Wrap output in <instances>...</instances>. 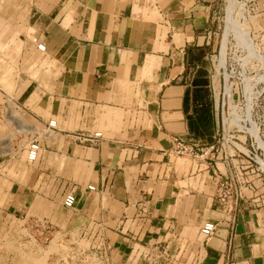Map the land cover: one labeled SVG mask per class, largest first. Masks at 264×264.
Returning <instances> with one entry per match:
<instances>
[{"label": "crops", "instance_id": "0c3cea01", "mask_svg": "<svg viewBox=\"0 0 264 264\" xmlns=\"http://www.w3.org/2000/svg\"><path fill=\"white\" fill-rule=\"evenodd\" d=\"M214 1L32 0L26 30L33 33L20 39L22 48L31 47V38L38 36L57 61L59 76L45 103L38 102L41 97L31 82L19 97H24L23 106L37 111L44 126L57 114L65 120L72 116L74 127L58 126L48 136L51 143L42 144L41 172L33 177L32 186L16 185L7 202L14 216L29 208H45L50 216L44 217L66 220L67 229L90 219L104 221L117 256L138 242L122 233L138 235L144 243L157 232L164 233L175 251L184 241L198 239L201 224L212 220L217 229L198 246L199 264H264V180L247 159L228 156L227 147L196 161L169 155L175 136L199 146L211 144L215 134L221 137L201 69L212 51L207 48ZM223 42L224 37L219 54ZM132 91L139 93L133 101ZM131 102L146 113V126L117 130L108 137L102 134L93 142L76 137L79 131L93 133L91 120L85 114L78 119V111L94 114L100 107L119 129L122 111ZM190 120L196 121L197 134L190 130ZM50 152L68 156L79 171L76 181L66 176V169H58ZM231 163L249 186L227 215L216 188ZM72 182L75 208L66 211L61 202ZM36 184L46 194L54 189L59 195L60 199H45L56 202L57 213L36 197ZM90 184L96 189L89 190Z\"/></svg>", "mask_w": 264, "mask_h": 264}, {"label": "rangeland", "instance_id": "374dc122", "mask_svg": "<svg viewBox=\"0 0 264 264\" xmlns=\"http://www.w3.org/2000/svg\"><path fill=\"white\" fill-rule=\"evenodd\" d=\"M31 3L32 0H0V264H50L53 262L52 255L57 252L59 245L57 237H54L50 243L37 244L32 238V235L34 237L40 235L36 227H33L29 220L17 219L20 217L19 214L24 216L26 212L27 217H30L29 215L50 216L45 208L44 210L29 208L25 212L15 213L16 216H14L7 207L15 186L28 184L32 186L33 177L41 172L43 164L39 162V159L34 163H28L25 159V149L29 141L37 138L41 144L51 143V139L47 136L49 134L47 128L35 115L37 111L35 112V109L29 105L30 108L23 106L24 97H19V93L31 82L33 89L41 97L38 102L43 104L47 101V94L54 91V83L59 76L57 61L50 57L47 50L45 53L39 52L34 45L22 48L20 39L24 40L25 36L29 39L33 33L26 30ZM214 4L213 19L209 22L208 28L211 43L207 48L212 51L208 59L203 60L201 69L204 79L208 81L207 89L213 105L216 126H221V107L224 98L225 110L228 105V110L234 111L238 118H249L254 121L256 123L254 125H257L259 129L256 133L264 141V0H234L236 11L233 18L247 32L245 38L248 39L245 45L248 47L245 46V49L237 44L231 27L227 25V0H215ZM27 9L29 10L26 14ZM17 26L22 29L20 32L16 30ZM223 37L221 53L218 55ZM226 85L230 95L225 90ZM130 96L133 101L134 98H138L139 93L132 91ZM10 102L13 103L14 110L11 108L12 116L10 115L9 118L7 105ZM131 105L126 112L122 111L124 123L119 129L113 127L114 122L100 107L94 110V114L86 111L81 115L78 111L77 118L80 119L85 114L91 120L92 131H100L106 137L112 136L117 130L146 126V113L134 107L133 102ZM215 105H217V111ZM52 119H56L57 125L61 128L73 129L74 127L71 124L74 119L72 116L65 120L56 114ZM75 127H79L77 122ZM82 127L85 126L82 124ZM246 127L248 129H244L245 132H238V134L241 135L239 138L245 141L244 146L249 148L247 145L249 140H244V136H248L249 132L252 133V128L248 124ZM31 129L34 132H30ZM219 141L221 137L215 134L212 143L219 147ZM7 142H10L9 147L5 148ZM258 142L260 146H263L260 139ZM254 145L256 147L257 142ZM261 151L259 148L258 152ZM43 153L44 149L41 155ZM50 155L51 161L57 164L58 169H66L68 178H74V181L78 179L79 171L70 163L68 156H59L53 152H50ZM184 161L190 164L189 159L184 158ZM256 172L259 173L258 178L262 177L264 180V173L260 169ZM43 176L44 173L40 177ZM72 185L69 191L76 190L74 182ZM34 189L36 197L39 196L43 201L60 199L54 189L48 194L37 184L34 185ZM45 202L51 212L57 213L59 206L56 202ZM51 221L62 228L67 227L66 220ZM184 242L185 245L182 247L184 255L181 260L185 259L188 264L190 257L187 255H191L189 252L191 247L193 252H197L198 246L202 245V237ZM133 253L137 256L138 249H134ZM124 255L123 252L115 256H117L116 259L123 260L126 256ZM132 257L135 258L134 255ZM140 263L148 264L144 259H141ZM184 263L181 262V264Z\"/></svg>", "mask_w": 264, "mask_h": 264}, {"label": "built area", "instance_id": "2783aa9c", "mask_svg": "<svg viewBox=\"0 0 264 264\" xmlns=\"http://www.w3.org/2000/svg\"><path fill=\"white\" fill-rule=\"evenodd\" d=\"M31 42L39 52L46 51V45L38 36L34 35L31 38ZM228 109L229 107L226 105L225 110L222 100V133L219 147H227L230 149L231 153L228 155L230 157L233 156L238 159H247L252 165V168L257 171L259 169V160L262 157V151L258 152L259 147H255L254 145L256 143L255 136L251 132L248 133V136H244V140H249V143H247L249 146L248 148L244 146L245 141H242L239 138L241 135L238 134V132H245L244 129H248L246 127L247 124L252 128L251 119L238 118L232 120L231 113ZM215 110L217 111V105H215ZM45 127L47 128L48 133L51 134V132L58 129L57 121L55 119H49ZM101 136L102 133L100 131H94L89 135H85L82 131L76 133V137L81 142H93ZM173 141L174 146L169 155L188 157L194 161L200 156L207 155L218 148V145L216 147V144L214 143L199 146L178 136L173 137ZM41 150L42 144L40 141L37 138H32L25 149L26 161L28 163H34L37 161L40 158ZM248 186V181L243 179L242 173L239 171L238 167L235 166L234 163H231L230 165L228 164V172L219 180L216 188V198L224 206L227 215L233 211L237 201L243 199L244 189ZM87 188L92 191L96 189L92 184L88 185ZM75 203V191H67L63 196L61 206L66 211H72L75 208ZM17 219L29 220L32 222L31 225L36 227V230L40 234L39 237H34V235H32L33 240L37 244L42 245L43 243H50L54 237L59 239L58 250L52 255L53 262L50 264H141V259H144L148 264L187 263L185 259L181 260L184 255V249H182V247L185 245V242L181 243L175 251H171L168 245L169 236L164 233L161 235L157 232V235L151 237L147 243L139 242V239L137 238L138 235L135 236L133 233L132 235L122 233L124 237L138 242H135L130 246V250L125 254L126 256L124 255L125 257L123 260H118L115 257L117 249L107 236L106 231L108 226L104 221L90 219L84 225L69 230L54 224L53 221L44 216L27 217L24 215ZM216 229V222L212 220L204 221L199 228L202 243L210 239L215 234ZM137 243L140 245L138 256L133 253V250L135 249L134 246ZM144 249H147V251H144ZM191 249L189 251L191 255H187V257H190L188 264H199L200 253L193 252ZM132 255H134L135 258L137 257V259L132 257ZM131 258H133V260Z\"/></svg>", "mask_w": 264, "mask_h": 264}, {"label": "bare ground", "instance_id": "6f19581e", "mask_svg": "<svg viewBox=\"0 0 264 264\" xmlns=\"http://www.w3.org/2000/svg\"><path fill=\"white\" fill-rule=\"evenodd\" d=\"M226 9H227V25L229 26V27H231V29H232V32H233V35H234V37L236 38V40H237V44L240 46V47H242V48H244L245 49V46H247V45H245L246 43H245V41L248 39H246L245 37L247 36V32L244 30V29H242L241 28V26L239 25V24H237V21H236V19L234 20V18H233V15H234V12L236 11V8H235V4H234V0H227V7H226ZM4 19V18H3ZM3 21V20H2ZM250 44V43H249ZM248 47V46H247ZM249 51L251 50V49H248ZM247 50V51H248ZM248 51V52H249ZM220 55V54H219ZM260 57V56H259ZM261 58V57H260ZM221 68H224V67H221ZM225 90H226V92H228L229 93V95H230V92H229V90H228V87H227V85L225 86ZM224 97V96H223ZM223 103H224V98H223ZM229 107V106H228ZM14 110V105H13V103H8V105H7V109H8V115H9V118H10V115L12 116V109ZM230 113H231V119L232 120H236V119H238V115L234 112V111H230ZM249 119V118H248ZM56 120V119H55ZM251 123H252V133L254 134V136H255V140H256V142H257V146H259V148L262 150V158H260V160H259V169H261L263 172H264V150H263V146H264V141L257 135V127H256V125H254V124H256V123H254V121H252L251 120ZM23 130V129H22ZM30 132H34V130L33 129H31V130H29ZM52 134V133H51ZM51 134H48L47 136H49V135H51ZM258 139H260L261 140V143L263 144V146L261 145H259V142H258ZM9 143L10 142H7V144H5L6 146H5V148H7V147H9ZM138 245V244H137ZM135 249L137 248L138 250H139V248H140V246H137V247H134ZM16 250V249H15ZM122 253V252H121ZM137 256H138V253H137ZM115 257H117V256H115ZM19 258V257H18ZM135 259H137V257L135 258ZM29 261H30V258H29ZM34 261V260H33ZM31 262V261H30ZM41 262V261H40ZM32 263V262H31Z\"/></svg>", "mask_w": 264, "mask_h": 264}, {"label": "trees", "instance_id": "16d2710c", "mask_svg": "<svg viewBox=\"0 0 264 264\" xmlns=\"http://www.w3.org/2000/svg\"><path fill=\"white\" fill-rule=\"evenodd\" d=\"M203 84H207V79H204L203 80ZM206 110H208V108H204V112L206 111ZM210 114V113H209ZM198 117H201V113H200V115H198V116H196V118L197 119H199ZM193 123H194V126H193ZM189 127H190V130H192L195 134H197V125H196V121H191L190 120V123H189Z\"/></svg>", "mask_w": 264, "mask_h": 264}]
</instances>
